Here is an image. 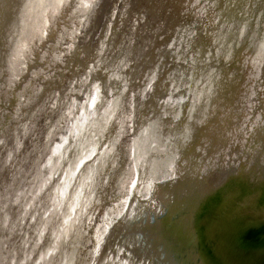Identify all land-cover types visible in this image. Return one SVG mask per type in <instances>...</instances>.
Wrapping results in <instances>:
<instances>
[{
	"label": "bare ground",
	"instance_id": "6f19581e",
	"mask_svg": "<svg viewBox=\"0 0 264 264\" xmlns=\"http://www.w3.org/2000/svg\"><path fill=\"white\" fill-rule=\"evenodd\" d=\"M70 1L0 0V188L24 170V166L29 164L30 152L39 147L35 141L31 142L30 149L18 150L23 132L36 124V117L40 112L44 114L47 105L45 99L51 91L53 76L57 73L47 74L37 86L34 85V78L42 71L39 67L31 68L23 82L19 78L24 66L41 62V56L45 55L46 62L51 61L56 52L55 44L58 47V40L64 34L57 27L61 7ZM159 1H149L157 6V10L153 11L154 16L164 21V26L159 25V28L164 30L166 24L176 27L174 35L178 42L184 41L190 63L187 61L182 67L177 62L178 57L183 55L182 50L168 44L162 47L156 45L158 51L155 55L151 48H143L144 41L133 45L126 53L123 50L116 52V48L109 52V45H114L112 42L116 41V37L120 38V34L117 32L114 37L112 30L109 31L101 20L93 21L91 30L87 29L89 43H84L83 50H79L78 44L77 53L72 55L73 61H69L73 65L71 68L74 74L78 75L82 70L77 80L80 77L84 79L85 73H88L87 78L81 79L80 83L83 89H94V112L96 109L98 116V102L104 110L107 108L108 114L116 108L118 110L129 82L135 77L136 82H142L141 63L145 59H150L148 66L152 72L148 98H156L155 104L150 103L147 107L155 108L154 105L161 102V95H158L160 90L167 84L171 85V103L175 105L172 109L166 107V112L174 114L171 118L168 117L169 112L166 117H161L156 111L158 107L151 109L152 116L150 111L143 114L139 121L142 124L139 126L131 116V123L135 127L132 124L130 146L138 155L132 159L133 179L140 180L141 190L143 193L148 191V194L143 198L139 197L136 217L126 224L132 226L130 232L134 236L137 226H140V220L137 219L139 215L145 223H140L138 229L141 231L135 235L139 238L140 245L136 247L129 234V237L126 235V239H123L124 247L133 243L130 248L133 247L135 253L132 256L126 255V259H129V264H264L263 159L260 161L253 158L248 165L251 173L243 170V175L237 170L238 166L232 172H228V167L221 169L220 176L214 169L212 178L216 182L207 185L206 171H212L209 164L212 162L211 151L214 148L209 150L207 145L211 144L204 139L205 134L209 142L217 143L216 147L221 148L234 134L233 138H238V143L241 140L245 143L247 136L255 128L252 123L246 132L243 131L242 119L237 114L242 105L237 98L244 99L252 80L248 81L241 97H237L234 86L242 83L243 78L240 80L239 74L243 68L251 70L252 74L258 69L259 63L264 64V0H211L210 6L207 4L209 0ZM76 3L73 9L78 15L82 8L77 7ZM165 4L168 6L165 7ZM93 10L96 11L95 7ZM21 15L25 16L24 19ZM158 36L162 40L165 35L161 33ZM69 42L76 44V40ZM42 43H45L43 47ZM203 52L206 56L205 53L202 55ZM127 53H130L131 58L123 67L122 61L126 60ZM101 56L110 57V60L115 58L111 63L113 66L109 68L102 61L95 65ZM211 56L213 59L209 58ZM169 60L174 63L167 68L175 67L170 72H158L159 66ZM97 67L100 68L99 71H94ZM116 67L118 68L115 70ZM100 71L102 77L98 79ZM203 74L206 75L202 84L208 87V94L206 100L200 98L197 101L196 97L202 93L201 86L198 85L202 78L197 81L195 79ZM104 79H113L116 83L114 88L111 87L113 89L110 94L109 86L107 87L109 83ZM68 89L72 92V86ZM188 90L195 102V116L190 123L183 115L181 104L183 95ZM135 92L136 90L131 94L133 103ZM101 94L104 98H101ZM93 103L92 109L87 113V120H91L93 116ZM86 104L88 101L82 102V105ZM75 106L77 109L81 107L76 103ZM117 110L115 116L119 112ZM43 118L47 120L46 116ZM92 121L90 125L87 124L88 130L84 131L83 136H71L70 129L67 131V137L72 139L67 138L70 142L65 145L66 151L59 159L61 167L55 165L56 167L51 168L53 174L50 176V183L45 184V189L49 188L45 199L54 204L49 215L35 216L28 229L24 227L21 230H18L17 225L19 205L13 204L5 222L0 217V264H33L38 253L41 255L40 260H37L41 261L40 264H84L80 252L82 242L88 239L89 227L96 230L105 220L106 206L112 199L113 184L110 182V175L118 166L112 147L110 150L100 149L106 135L108 137V131ZM263 122H260L261 125ZM258 132L255 129L253 135L256 133L258 141L255 143L261 145L258 150H262L264 141L260 142ZM138 133L140 135L137 139L134 136ZM8 136L15 143V148L13 145L8 147ZM125 144L127 142L123 145L128 148ZM90 150L95 153V157H89L84 164L80 160L90 154ZM258 150L254 152L258 153ZM24 158L27 162L22 166L20 161ZM209 161L211 162L208 163ZM73 166H76V170H83L76 176L78 181L75 180L76 177L68 178L69 173L74 170ZM249 174L251 179L258 181L252 184V190L243 179V176L248 177ZM218 182L220 183L217 184ZM26 191L27 189H23L21 196L15 199L29 197ZM150 219L152 223H149ZM156 222L159 227L154 230L149 225ZM96 232L99 233L98 230ZM108 234L110 233L105 236V243L98 247L100 255H94V264H107L104 258ZM22 244H26L24 248L21 247ZM139 257L143 259V263Z\"/></svg>",
	"mask_w": 264,
	"mask_h": 264
},
{
	"label": "rangeland",
	"instance_id": "374dc122",
	"mask_svg": "<svg viewBox=\"0 0 264 264\" xmlns=\"http://www.w3.org/2000/svg\"><path fill=\"white\" fill-rule=\"evenodd\" d=\"M74 1V0H73ZM71 0L70 2L65 3L61 8V15L59 16V23H57V27L61 28V31L64 33L62 36H60V39L58 40V47L55 44L56 48L54 49L56 52L53 54V57L51 61L46 62L47 59L44 60V56H41L43 60L39 63H34V65H27L24 66L23 72L20 76L21 82H23V79L26 78L31 70V68H37L39 67L42 69L40 73H38V76L35 77L34 85L37 86L40 84L41 78L43 79L45 76L47 77L49 73L55 72L57 74H54L53 76V85L51 88V91L47 98L45 99V102L47 105L45 106L44 114L40 112L41 114L36 117V124L31 125L20 137V145H19V151H23L24 149H30L31 142L36 141V145L39 144V147H37L36 150H33L30 152V160L29 164L24 166L27 162L26 158H24L22 161H20V164L24 166V170L15 175L14 180H9L4 187L0 188V217L3 219L2 222H5L4 220H7L10 216L11 207L14 205H19L17 208L18 212V230L23 229L24 227L30 226V223L33 221L35 216H45L49 215L50 211L53 209L54 204L50 202L47 198L48 189H45L46 182L50 183V176L53 174L51 173V168H53L55 165H60L59 159L62 158L63 152L65 153L66 147L65 145H69V142L67 141V135L68 130L69 134L71 136L79 137L83 136L85 133L84 131L88 130L87 124H89L92 121V117L94 118V121L92 123L99 124L100 128H103V130L106 129L108 131V137L106 135V138L102 142L101 148L104 150H110L112 147V152L115 155V160L117 162V168L113 171L114 173L110 175V182H112V199L111 202L108 203L106 206V217L105 220L101 222V225L98 227L100 229H96L99 231V233L96 232V230L92 227H89V230L87 232L88 239L86 241L82 242L83 247L80 251L82 253L84 264H94V255L98 252V247L105 243V236L109 232L112 236H108V245L105 247L106 257L104 258V262L107 264H129V259H126V255H133V247L130 248V245H133V243H130L124 247V240L126 239V235H131V228L132 226H126V224L130 223L136 216L135 211L137 210V205L139 204V197H144L148 194L143 193L141 190L140 180L134 181V174L133 169H131L132 166V159L137 157L136 152L134 151V148L131 149L130 142L132 139L133 134H131V126L134 123L139 125V121L141 116L144 114H148L147 112H151L152 116V110L156 109V111L159 113L161 117H166L167 113L169 112V118H171V115L174 114L170 111L166 112V107L169 109L174 108V105L172 102L173 93L171 92V85L167 84L161 89L158 95H161L158 105L151 106L148 108L149 104H155L156 98L149 99L148 98V92L151 85V74L149 70L151 68L148 66L149 60L145 59V61H142V75L143 80L141 83L136 82V77L129 82V85L126 86L124 90V97L121 98V106L115 111H119L118 114L115 116L113 112H109L107 108L104 110L103 106L99 105L98 102V108L100 116L97 115L96 109L94 112V103L93 101L96 100L94 98V89L90 87L89 90L86 88L83 89V85H81L80 81L87 78L88 73H85L84 79L81 77L77 80L78 76H81L82 70L79 72L78 75L74 74L73 69L71 68L73 65L69 63L70 60L73 61V58L75 56V52L77 53L76 46L78 45L79 50H83L84 43H89V38L87 36V29L89 28L91 30V27L93 25V21H100L101 23L105 24L106 28L112 30V33H114V37L116 36L117 32L120 34V38L116 41L112 42L114 45H109L110 48L108 49L109 52L117 49L116 52L123 50L124 52L130 51V48L144 41V47L143 48H151L152 53L155 55L156 52V45H159L160 47L165 46L168 44V46H176L177 49L180 51L182 50V57H178V61L184 66V63L189 61V53L187 52V49L184 47L185 43L184 41L178 42L177 36H175V30L176 27L172 28V26H168L166 24L165 29H160L159 25L164 26L163 20H159V17L156 18V15L154 16L153 11L157 10V6L154 4H151L150 0H75L74 3ZM152 1V0H151ZM159 1V0H158ZM77 2L76 6L80 7L82 12L77 15V12L75 11V8L73 9V5ZM149 2V3H148ZM161 3V1H159ZM211 0L207 3L208 6H210ZM115 4V5H113ZM168 4H165V7H167ZM93 7H95V10H93ZM97 7V9H96ZM79 9V8H78ZM128 9V10H127ZM77 10V8H76ZM73 15V16H72ZM77 15V16H76ZM24 19L25 16L21 15ZM123 18V19H122ZM26 19V18H25ZM92 20V22H91ZM98 21V22H99ZM168 22V21H167ZM165 21V23H167ZM69 26V27H68ZM67 27V28H66ZM59 28V29H60ZM66 28V29H64ZM157 28V29H156ZM155 30V31H154ZM173 30V31H172ZM65 31H67L65 33ZM164 33V38L162 40L159 39V33ZM116 33V34H115ZM166 33V34H165ZM207 38V37H206ZM120 39V40H119ZM165 41H164V40ZM76 44H70L69 41H75ZM98 40V39H97ZM79 41V42H77ZM99 42V40H98ZM157 43V44H156ZM45 43H42V47ZM99 44H102L99 42ZM108 50L106 51V54H108ZM164 50H167L164 48ZM42 51V50H41ZM126 53V52H125ZM185 53V54H184ZM205 52L202 53L204 55ZM71 54V55H70ZM103 54V52H102ZM126 60L122 61L123 67L129 62V58H131L130 53H127ZM72 55H74L72 57ZM116 56H118L116 54ZM206 56V53H205ZM209 56V55H207ZM72 57V58H71ZM208 58V57H207ZM206 58V59H207ZM213 59V56L209 57ZM103 59V60H102ZM114 59L110 60V57H103L101 56V59L99 58L98 61H96V64L98 62L102 63L104 62V65H107L112 67V62H114ZM71 62V61H70ZM215 63L216 61L213 60ZM171 63L169 61H164L157 70L158 72L166 73V71H171L172 68H167ZM188 63V64H189ZM154 64V63H153ZM232 64V63H231ZM173 65V64H172ZM190 66V65H188ZM212 67V66H211ZM118 67L115 68V70ZM149 68V69H148ZM165 68L167 70H165ZM213 68V67H212ZM99 67L95 69L94 71L98 70ZM228 71V70H227ZM248 71V70H247ZM246 69L243 68L242 72L239 74V79L242 78V83L234 86V89H236V95L237 97H241L244 95L245 87H247V84H249L248 81L251 82L250 89L248 90L246 96L243 100L240 98L237 100L240 102L241 107L239 109V112L237 113L241 121V127L243 131H247L249 126L253 125L255 128L252 130V132H248L247 141L241 140L238 143V138H233L231 136L227 139L226 143L222 145L223 147L220 148V146L217 148V143L213 144L212 142H209L207 140L206 135L204 134V139L211 145H207L209 150L214 148L212 153V159L208 163L209 166L212 167V171H206L207 174V185H212L214 182H216L215 178H212L215 173L219 174V171L221 173V169L228 167V172H232L237 166L239 169H237L240 174L243 175V170H246L247 173H251L249 169L250 165L249 163L253 161V158H257L260 161L263 159L264 163V147L262 150L260 149L262 146L255 143L257 140L256 133L253 135V131L255 129H258L259 132V139L260 142L264 141V64L259 63L258 69L252 73L251 70L247 73ZM102 71H100V75L98 79H100L102 76ZM215 74V71H213V75ZM206 74H203L201 77L200 75L196 77L195 81H197L199 78H202L199 80V84L201 86L202 93L197 96L198 99L202 98L206 100L208 91V87L206 85H203L202 83L205 81L203 78H205ZM235 75V73H234ZM236 77V75H235ZM82 79V80H81ZM107 80L104 79V81H107V87L109 88L108 94L112 92V89L114 88L115 84L113 79ZM103 81V80H102ZM111 82V84H110ZM70 85V86H69ZM72 86V92L69 91V87ZM75 87V88H73ZM113 87V88H111ZM236 87V88H235ZM260 88V89H259ZM118 89V87L116 88ZM212 89V88H211ZM209 89V90H211ZM259 89V90H258ZM136 90L135 96L133 98V101L135 99V102L133 103L131 100V94L133 91ZM89 92V95L88 93ZM191 91H185V94L183 95V101L181 104H183L184 109V116L186 117L187 121L190 123L191 120L194 118V109H193V102L192 101V95L189 94ZM77 95V96H76ZM96 96V95H95ZM101 98H104V95L101 94ZM243 98V97H242ZM76 99V100H75ZM103 100V99H102ZM75 101V102H74ZM85 101L88 104L82 105V102ZM119 101V97L116 100ZM104 102V100H103ZM74 103V104H73ZM75 103L78 104L79 107L75 106ZM93 103V116L90 118L91 120H87V113L90 109H92ZM96 105V101H95ZM135 107V108H134ZM154 111V110H153ZM149 112V114H150ZM259 115V118L257 117ZM46 116L47 120L43 118ZM131 116L134 123H131ZM236 116V115H235ZM96 118V119H95ZM43 121V122H41ZM263 122L261 125L260 122ZM91 124V123H90ZM89 124V125H90ZM150 124H153L152 122ZM149 124V125H150ZM196 125L197 122L195 123ZM257 124V126H256ZM104 125V126H103ZM261 125V126H260ZM135 127V126H134ZM138 127V126H137ZM139 133L135 134L134 137L138 139ZM251 135V136H250ZM9 137V136H8ZM30 137V139H29ZM257 137V138H256ZM29 139V140H28ZM72 139V138H70ZM68 138V140H70ZM81 139V138H80ZM203 139V141H204ZM28 140V142H27ZM32 140V141H31ZM237 140V141H236ZM11 141V142H9ZM258 141V140H257ZM125 142H127L128 148L123 145ZM235 142V144H234ZM259 142V143H260ZM244 143V144H243ZM7 144L8 147L11 148L13 145V148L15 143H13L12 139L9 137ZM204 146V143H202ZM254 144V146H253ZM257 144V145H255ZM33 149V148H32ZM31 149V150H32ZM216 149H218L216 151ZM251 150H253L251 152ZM254 150H258L257 152H254ZM91 153L87 154L82 157L80 161H82L84 164L86 163L87 159L89 157H95V153L90 150ZM101 151V150H100ZM251 152V153H250ZM94 153V154H93ZM257 153V156L253 157ZM252 155L251 157H247V155ZM57 158V159H56ZM79 161V162H80ZM58 162V163H57ZM262 163V162H261ZM89 165V164H88ZM55 166V167H56ZM208 166V167H209ZM61 167V165H60ZM74 170L71 171V174L69 173L68 178H74L78 175L79 172L83 171L81 168L76 170V166H73ZM255 168V165L254 167ZM72 169V168H71ZM216 169L215 171H213ZM55 169H53L54 171ZM245 171V172H246ZM238 172V173H239ZM224 173V172H222ZM225 174V173H224ZM253 174V173H252ZM81 176V175H79ZM78 176V177H79ZM220 176V174H219ZM253 176V175H252ZM249 177V178H248ZM243 176L244 181H246L248 187L252 190V184L258 183V181H255L254 179H251V176ZM75 180L78 181L77 177ZM218 182L217 184H219ZM251 183V185L249 184ZM262 185V183L260 182ZM45 185V186H44ZM27 189V198H20L15 199L21 196L22 190ZM45 189V190H44ZM56 188L54 187V190ZM141 191V192H140ZM31 194V195H30ZM47 195V196H46ZM127 198V199H126ZM264 199V197H263ZM15 200V201H14ZM14 201V203H13ZM40 205H39V204ZM39 206H38V205ZM247 206H250L249 203H247ZM31 208V210H30ZM264 211V210H263ZM133 217V218H131ZM140 215L138 216L139 223H144V219L142 217L140 218ZM132 219V220H131ZM143 220V221H141ZM145 224V223H144ZM131 226V227H130ZM130 227V228H129ZM91 229V230H90ZM136 235V234H135ZM131 235V238L136 243V247L140 245L139 238L137 236ZM127 237H129L127 235ZM110 241V242H109ZM26 244H22L21 247L24 248ZM123 246V247H121ZM20 247V248H21ZM135 247V249H136ZM47 251L50 252V250L47 249ZM131 251V252H130ZM42 253L45 252L41 251ZM41 253V254H42ZM135 254V253H134ZM80 255V254H79ZM45 256H48V253H45ZM37 260L41 258L40 253L36 255ZM39 257V258H38ZM102 258V257H101ZM138 256H136V259ZM141 260V263H143V259L139 257ZM118 259V260H117ZM33 261V264H40L41 261ZM107 260V261H106ZM118 261V262H117ZM40 262V263H39ZM147 264V263H143Z\"/></svg>",
	"mask_w": 264,
	"mask_h": 264
},
{
	"label": "water",
	"instance_id": "95a60500",
	"mask_svg": "<svg viewBox=\"0 0 264 264\" xmlns=\"http://www.w3.org/2000/svg\"><path fill=\"white\" fill-rule=\"evenodd\" d=\"M140 124H142V123H139V125H140ZM139 125H138V126H139ZM137 128H138V127H137ZM246 181H247V180H246ZM246 184L248 185L247 182H246ZM204 186H206V185H204ZM202 187H203V186H202ZM150 209H151V208H150ZM151 210H152V209H151ZM137 219H138V218H137ZM147 222H148V221H147ZM149 223H152V222H151V219L149 220ZM138 224L141 226L140 223H138ZM158 225H159V223L156 222L154 225L150 224L149 226H152V227H154V230H157V228L159 227ZM140 226H137V231H135L136 234H137V233L139 234V232L141 231V229H138V227H140Z\"/></svg>",
	"mask_w": 264,
	"mask_h": 264
}]
</instances>
